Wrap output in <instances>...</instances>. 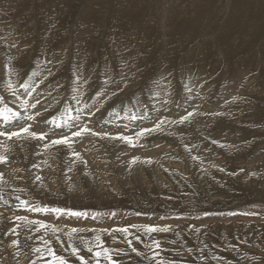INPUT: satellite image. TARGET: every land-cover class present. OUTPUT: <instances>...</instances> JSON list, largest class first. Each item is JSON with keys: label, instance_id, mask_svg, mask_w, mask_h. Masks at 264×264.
Segmentation results:
<instances>
[{"label": "rangeland", "instance_id": "374dc122", "mask_svg": "<svg viewBox=\"0 0 264 264\" xmlns=\"http://www.w3.org/2000/svg\"><path fill=\"white\" fill-rule=\"evenodd\" d=\"M171 1L175 15L181 16L173 22L168 44L159 45L161 20L171 21L166 11ZM0 23L4 27L0 28L4 32L0 31V111L5 113L0 112V135L10 131L12 136L14 132L20 136L28 128L38 131L36 139L40 141L55 132L66 136L70 131H57L59 122L76 117L78 112L89 123L84 121L82 131L73 135L70 143L66 138L47 147L49 153L43 161L34 163L38 175L31 160L36 157L34 137L30 141L17 140V136L11 139L12 145L16 141L12 147L17 145L14 155L0 148V163H12L1 167L3 175L10 174L14 184H0V264H264V0H0ZM75 37L80 39L79 51L74 48ZM14 46L23 48L25 57L30 56L35 64H20ZM236 46H240L238 52ZM76 60L82 65L80 75L71 69L70 61ZM101 73L108 75L106 84ZM7 76L15 88H6ZM28 79L36 88L30 87L26 93L23 89ZM18 88V99L23 97L25 106L15 108L18 99L9 92ZM107 89L104 100L102 93ZM80 90L83 94L70 105L68 98L77 97ZM35 91L40 97L35 104L43 108L40 114L32 112L30 116L27 110L34 107L29 98ZM227 92L242 96L234 99ZM192 97L200 98L204 106L197 122L185 118L191 114L186 110L188 114L184 112L181 118H162L151 125L150 117L157 109H177ZM97 100L96 111L102 110L100 115L111 119L107 127L114 130L112 121L120 124L122 119L121 124L131 119L136 122L133 131H139L136 129L142 123L146 126L136 134L135 147L145 144L149 150L160 144L162 151L166 149L157 152L155 167L136 170L134 166L139 165L130 166L113 157L117 146H106L107 138L96 135L101 131L99 115L95 120L87 118L96 111L85 116ZM11 103L14 112H7ZM226 104L227 111L221 110ZM228 135L231 138L224 142ZM75 138L87 143L82 145L86 149L99 142L104 161L98 160L95 150L83 154L93 162L65 160L64 146H72ZM94 138L90 146L88 142ZM17 141L28 142L25 151ZM114 141L123 149L124 142L119 138ZM258 154L261 158L254 166L257 164L259 171H254L252 161ZM15 213H21L17 222Z\"/></svg>", "mask_w": 264, "mask_h": 264}, {"label": "bare ground", "instance_id": "6f19581e", "mask_svg": "<svg viewBox=\"0 0 264 264\" xmlns=\"http://www.w3.org/2000/svg\"><path fill=\"white\" fill-rule=\"evenodd\" d=\"M114 1V0H113ZM175 1H177V0H175ZM215 1V0H214ZM90 2V1H89ZM112 2V1H111ZM174 3V1L172 2L171 1V3L169 4L168 3V6L166 7L167 8V12L169 11V18L171 19V21H169V20H167V22L166 23H164V19H162L161 20V23H160V29L161 30H163V35L161 36V38L159 39V45L162 43L163 44V42H164V44H165V46L168 44V41H169V39L171 40V37L169 38V32H170V30H173L172 28H175V22L177 21V20H179V19H177V18H179L181 15H175V11H174V8H175V5L173 4ZM111 4V3H110ZM112 4H113V2H112ZM117 4H119V3H117ZM223 4V3H222ZM88 5V4H87ZM122 5V4H121ZM124 6V5H123ZM199 6V5H198ZM49 7H50V5H49ZM52 7H53V5H52ZM54 7H55V5H54ZM53 7V8H54ZM112 7H113V5H112ZM188 7H189V5H188ZM191 7H192V5H191ZM190 7V8H191ZM26 8V7H25ZM28 8V7H27ZM38 8V7H37ZM48 8V7H47ZM86 8H88V7H85V9ZM90 8V7H89ZM114 8V7H113ZM123 8V7H122ZM129 8V7H128ZM194 8V7H193ZM217 8V7H216ZM224 8V7H223ZM18 9V8H17ZM16 9V10H17ZM35 9V8H34ZM39 9V8H38ZM37 9V10H38ZM51 9V8H50ZM83 9V8H82ZM97 9V8H96ZM164 9V8H163ZM219 9V8H218ZM15 10V11H16ZM20 10V9H19ZM19 10H17L18 12H20ZM84 10V9H83ZM82 10V11H83ZM88 10V9H87ZM165 10V9H164ZM164 10H162V11H164ZM191 10V9H190ZM213 10V9H212ZM29 11V10H28ZM28 11H26L25 10V12H28ZM34 11V10H33ZM54 11V10H53ZM80 11H81V9H80ZM109 11V10H108ZM149 11V10H148ZM177 11H178V9H177ZM194 11V10H193ZM192 11V12H193ZM38 12V11H37ZM52 12V11H51ZM84 12V11H83ZM115 12V11H114ZM178 12H180V11H178ZM192 12H191V14H192ZM215 12V11H214ZM15 13V12H14ZM111 13V12H110ZM121 13V12H120ZM163 13V12H162ZM194 13V12H193ZM36 14V13H35ZM35 14L33 15V16H35ZM40 14V13H39ZM79 14V16L81 17V16H83L84 17V14H82V12H79L78 13ZM115 14V13H114ZM118 14V13H117ZM150 14V13H149ZM163 14H165V13H163ZM32 15H30V16H32ZM42 15H43V12H42ZM23 16H24V14H23ZM40 16V15H39ZM53 16H55L54 15V12H53ZM210 16V15H209ZM38 17V16H37ZM79 17V18H80ZM117 17V16H116ZM163 17V16H162ZM166 17V16H165ZM212 17V16H211ZM18 19H19V17H17ZM22 18V17H21ZM29 18V17H28ZM167 18V17H166ZM166 18H165V20H166ZM168 18V19H169ZM206 18V17H205ZM27 19V18H26ZM119 19V18H118ZM140 19V18H139ZM161 19V18H160ZM13 20H14V18H13ZM81 20V19H80ZM134 20V19H133ZM10 21V20H9ZM17 21V20H16ZM34 21V20H33ZM32 21V22H33ZM76 21V20H75ZM78 21H79V19H78ZM175 21V22H174ZM192 21V20H191ZM25 22V21H24ZM35 22H38V20L37 21H35ZM77 22V21H76ZM174 22V23H173ZM21 23H22V21H21ZM31 23V22H30ZM40 22H38V24H39ZM75 23V22H74ZM78 23V22H77ZM168 23L170 24V23H173L170 27L168 26ZM224 23V22H223ZM1 24V23H0ZM49 24V23H48ZM88 24H89V22H88ZM7 25V24H6ZM30 25V24H29ZM40 25V24H39ZM45 25V24H44ZM76 25V24H75ZM109 25V24H108ZM2 26V25H1ZM90 26H92V25H90ZM220 26H222V25H220ZM31 27V26H30ZM41 27V26H40ZM76 27V26H75ZM74 27V28H75ZM89 27V26H88ZM0 28H4V27H0ZM27 28H29L28 26H27ZM39 28V27H38ZM42 28H44V27H42ZM92 28H94V29H96V27H93L92 26ZM145 28V27H144ZM7 29H8V27H7ZM25 29V28H24ZM30 29V28H29ZM91 29V28H90ZM106 29V28H105ZM190 29V28H189ZM208 29V28H207ZM221 29V28H220ZM17 30V29H16ZM40 31H41V29H39ZM45 30V29H44ZM184 30V29H183ZM222 30V29H221ZM250 30V29H249ZM1 31V30H0ZM5 31V30H4ZM37 31V30H36ZM43 31V30H42ZM82 31H83V29H82ZM160 31V30H159ZM2 32V31H1ZM7 32V31H6ZM9 32H10V30H9ZM74 32V31H73ZM76 32H77V30H76ZM106 32V31H105ZM166 32H167V34H166ZM2 33H4V32H2ZM27 33H28V31H27ZM41 33V32H40ZM96 33V32H95ZM94 33V34H95ZM98 33V32H97ZM108 33V32H107ZM171 33V32H170ZM187 33H188V31H187ZM209 33V32H208ZM208 33H207V35H208ZM39 34V33H38ZM100 34V33H99ZM98 34V35H99ZM113 34V33H112ZM146 34H148V33H146ZM166 34V35H165ZM186 34V33H185ZM206 34V33H205ZM217 34V33H216ZM223 34V33H222ZM2 35V34H1ZM4 35V34H3ZM7 35H8V33H7ZM28 35V34H27ZM48 35V34H47ZM72 35V34H71ZM105 36H106V34H104ZM110 35V34H109ZM38 36V35H37ZM39 36H42V35H39ZM75 36V35H74ZM90 36V35H89ZM112 36V35H111ZM214 36V35H213ZM7 37V36H6ZM71 37V36H70ZM91 37V36H90ZM103 37L104 36H102V39H103ZM108 37V36H107ZM110 37V36H109ZM113 37V36H112ZM115 37V36H114ZM140 37V36H139ZM167 37L169 38V39H167ZM181 37V36H180ZM212 37V36H211ZM263 37V36H262ZM1 38V37H0ZM2 38H4V36L2 37ZM11 38V37H10ZM47 38V37H46ZM73 38V37H72ZM97 38V37H96ZM111 38V37H110ZM136 38V37H135ZM8 39H9V37H8ZM13 39V38H12ZM70 39V38H69ZM74 39V38H73ZM72 39V40H73ZM93 39V38H92ZM97 39H99V37L97 38ZM108 39V38H107ZM106 39V37H105V39L104 40H107ZM118 39V38H117ZM138 39V38H137ZM185 39H186V37H185ZM217 39V38H216ZM5 40H6V38H5ZM4 40V41H5ZM42 40V39H41ZM71 40V39H70ZM80 39L78 38V37H75V45H74V48H75V50L77 49L78 51L81 49L80 48V44H78V41H79ZM90 40V39H89ZM109 40V39H108ZM112 40H114V39H112ZM218 40V39H217ZM7 41V40H6ZM5 41V42H6ZM12 41V40H11ZM29 41H30V39H29ZM40 41V40H39ZM96 41V40H95ZM94 41V42H95ZM101 41V40H100ZM103 41V40H102ZM166 41H167V44H166ZM10 42V41H9ZM31 42V41H30ZM71 42V41H70ZM91 42V41H90ZM89 42V43H90ZM107 42V41H106ZM184 42H185V40H184ZM222 42V41H221ZM225 42V41H224ZM2 43V42H1ZM7 43V42H6ZM73 43V42H72ZM96 43H98V40H97V42ZM5 44V43H4ZM32 44V43H31ZM58 44H59V42H58ZM71 44V43H70ZM91 44H93V43H91ZM112 44V43H111ZM110 44V45H111ZM185 44V43H184ZM252 44H253V42H252ZM90 45V44H89ZM97 45V44H96ZM96 45H94V47H92L93 48V50H94V48H95V46ZM103 45V44H102ZM110 45H109V48H110ZM113 45H114V43H113ZM188 44H186V46H187ZM5 46V45H4ZM11 46V45H10ZM33 46V45H32ZM90 46H92V45H90ZM115 46V45H114ZM184 46V45H183ZM228 46V45H227ZM3 47V46H2ZM8 47H9V45H8ZM7 47V48H8ZM17 48H15V46H14V48H15V53H17V55H18V61H21V63L20 64H23V65H33V64H35V62L34 61H30L29 60V57H25V56H27V55H25L24 54V50H23V48H21V47H19V46H16ZM44 47V46H43ZM119 47H121V46H119ZM177 47V46H176ZM196 47V46H195ZM37 48V47H36ZM99 48V47H98ZM97 48V49H98ZM102 48V47H101ZM105 48V47H104ZM112 48H114V47H112ZM111 48V49H112ZM224 48V47H223ZM239 48H240V46H236L235 47V51L236 52H238V50H239ZM260 48V47H259ZM57 49V48H56ZM97 49H96V51H97ZM103 49V48H102ZM117 49V48H116ZM120 49H122V48H120ZM7 50H11V47L9 48V49H7ZM13 50V49H12ZM74 50V49H73ZM104 51V50H103ZM171 51V50H170ZM170 51H169V53H170ZM181 51V50H180ZM4 52V51H3ZM12 52V51H11ZM100 52H102V51H100ZM2 53V52H1ZM7 53H8V51H7ZM73 53V52H72ZM75 53V52H74ZM77 53V52H76ZM94 53V52H93ZM104 53V52H103ZM110 53V52H109ZM113 53H114V51H113ZM167 53V52H166ZM107 54V53H106ZM105 54V55H106ZM164 54V53H163ZM200 54V53H199ZM198 54V55H199ZM109 55V54H108ZM172 55V54H171ZM191 55V54H190ZM195 55V54H194ZM11 56V58H12V55H10ZM37 56V55H36ZM98 56V55H97ZM92 57V56H91ZM185 57V56H184ZM183 57V58H184ZM73 58H75V57H73ZM85 58V57H84ZM88 58V57H87ZM104 58V57H103ZM165 58V57H164ZM163 58V59H164ZM263 58H264V56H263ZM17 59V58H16ZM41 59V58H40ZM50 59V58H49ZM57 59V58H56ZM76 59V58H75ZM94 59V58H93ZM144 59V58H143ZM167 59V58H166ZM73 60V59H72ZM115 60V59H114ZM119 60H120V58H119ZM122 60V59H121ZM161 60H162V58H161ZM264 60V59H263ZM4 61V60H3ZM6 61V60H5ZM8 61V60H7ZM10 61H11V59H10ZM63 61V60H62ZM81 61V60H80ZM185 61V60H184ZM183 61V62H184ZM74 62H76V64H74ZM102 62H103V60H102ZM117 62V61H116ZM119 62V61H118ZM163 62V61H162ZM180 62H182V61H180ZM182 62V63H183ZM18 63V64H19ZM83 63V62H82ZM104 63V62H103ZM108 63V62H107ZM158 63V62H157ZM3 64H4V62H3ZM6 64V63H5ZM13 64V63H12ZM71 64H73L72 65V67H71V69L73 70V71H75V72H77L76 74H79L80 75V70H81V67H82V65H80V63H79V60H76V61H70V65ZM120 64V63H119ZM11 65V64H10ZM9 65V66H10ZM104 65H106V64H104ZM198 65V64H197ZM12 66V65H11ZM22 66V65H21ZM35 66V65H34ZM78 66H80V67H78ZM155 66V65H154ZM204 66V65H203ZM6 67V66H5ZM4 67V68H5ZM8 67V66H7ZM13 67H14V65H13ZM54 67V66H53ZM10 68V67H9ZM33 68V67H32ZM86 68H88V67H86ZM154 68V67H153ZM6 69V68H5ZM26 69V68H25ZM58 69V68H57ZM61 69V68H60ZM182 69V68H181ZM9 71H10V69H8ZM8 70H6V71H8ZM88 70V69H87ZM58 71V70H57ZM82 71V70H81ZM84 71V70H83ZM102 71H103V69H102ZM160 71H162V70H160ZM179 71V70H178ZM183 71V70H182ZM69 72H71V71H69ZM74 72V73H75ZM88 72V71H87ZM163 72V71H162ZM187 72H189V71H187ZM6 73V72H5ZM12 73H14V72H12ZM85 73V72H84ZM121 73V72H120ZM156 73V72H155ZM241 73V72H240ZM10 74V73H9ZM47 74V73H46ZM109 74V73H108ZM119 74V73H118ZM160 74V73H159ZM158 74V75H159ZM237 74H239V71L237 70L236 71V75ZM13 74H11V76H12ZM128 75V74H127ZM156 75V74H155ZM181 75V74H180ZM179 75V76H180ZM18 76V75H17ZM32 76H33V74H32ZM41 78L42 77H44V75H43V73H41ZM39 76V77H40ZM74 76H75V74H74ZM119 76V75H118ZM178 76V77H179ZM34 77V76H33ZM35 77H38V76H35ZM77 77V76H76ZM75 77V78H76ZM85 77V76H84ZM121 77V76H120ZM156 77V76H155ZM32 78V77H31ZM40 78V79H41ZM46 78V77H45ZM81 78V77H80ZM92 78V77H91ZM101 78H102V82L104 83V84H106L107 83V78H108V75L106 74V73H101ZM117 78V77H116ZM27 79V78H26ZM79 79V78H78ZM175 79V78H174ZM199 79V78H198ZM13 81V79H11L9 76H7V77H5V84L7 85V87L6 88H15L16 86L15 85H13L12 86V84H14L12 81ZM29 81H26V83L24 84L25 85V87H24V91L27 93V91L30 89V85L32 84V83H34V82H31L30 81V79H28ZM35 80V79H34ZM45 80V79H44ZM43 80V81H44ZM75 80V79H74ZM155 80H156V78H155ZM181 80V79H180ZM16 81H17V79H16ZM37 81H39V80H37ZM82 81V80H81ZM88 81V80H87ZM12 82V83H11ZM35 82H36V80H35ZM77 82V81H76ZM89 82H91V81H89ZM101 82V81H100ZM182 83H183V81H181ZM2 83V82H1ZM41 83V82H40ZM44 83V82H43ZM42 83V84H43ZM81 83V82H80ZM95 83V82H94ZM103 83L101 84V85H103ZM158 83V82H157ZM181 83V84H182ZM192 83V82H191ZM3 84V83H2ZM47 84V83H46ZM163 84V83H162ZM180 84V83H179ZM156 85V84H155ZM186 85V84H185ZM184 85V86H185ZM249 85H250V82H249ZM23 86V85H22ZM34 86H35V84H34ZM34 86H33V88H32V90L33 89H35L36 88V86H35V88H34ZM54 86V85H53ZM87 86V85H86ZM162 86V85H161ZM235 86V85H234ZM234 86H230V87H228L229 89H231V90H233L232 88L234 87ZM39 87V86H38ZM77 87V86H76ZM84 87V86H83ZM100 87V86H99ZM86 88V87H85ZM161 88V87H160ZM192 88V87H191ZM45 89V88H44ZM81 89V88H80ZM87 89V88H86ZM95 89V88H94ZM101 89V88H100ZM151 89H153V87L151 88ZM163 89V88H162ZM6 90V89H5ZM8 90V89H7ZM68 90H70V89H68ZM75 90V89H74ZM93 90V89H92ZM99 90V89H98ZM145 90V89H144ZM147 90V89H146ZM11 91V90H10ZM19 91V88H18V90H12V92H9V94L10 93H14L15 94V99H18V92ZM47 91V90H46ZM49 91V90H48ZM57 91V90H56ZM55 91V93H57ZM102 91V90H101ZM107 91H109L108 89L105 91V93H102V94H104L103 95V97L102 98H104V100L106 99V97H107V95H105V94H107ZM23 92V91H22ZM21 92V93H22ZM24 92V93H25ZM43 92V91H42ZM71 93H72V91H70ZM75 92H76V90H75ZM83 92H84V90H83ZM83 92L80 90L79 91V93H78V96L77 97H71V98H68L69 100H72L73 98H79L82 94H83ZM164 92V91H163ZM174 92V91H173ZM192 92V91H191ZM194 92V91H193ZM192 92V93H193ZM61 93V92H60ZM101 93V92H100ZM33 94V96L31 97V98H29L28 96V98H29V100H30V105L31 106H33L34 107V109H28L27 111H28V113L30 114V113H32V112H34V115L38 112L39 114H40V110L43 108H41V107H39V106H37L36 104H35V100H39L40 99V97L37 95V92L35 91V95H34V93H32ZM39 94V93H38ZM47 94V93H46ZM53 92L52 93H50V91H49V93H48V95L49 96H53ZM73 94V93H72ZM88 94V93H87ZM109 94V93H108ZM150 94V93H149ZM227 94V96L228 97H231V96H233V98L235 99V98H240L242 95H240L238 92H236V95H234V92H232V94H229V92H227L226 93ZM21 95V94H20ZM57 95V94H56ZM195 95V93H193V96ZM196 95H198V94H196ZM195 95V96H196ZM2 96V95H1ZM40 96H42L43 97V95H42V93H41V95ZM248 96V95H247ZM48 97V96H47ZM99 97V96H98ZM198 97V96H197ZM44 98V97H43ZM43 98H42V100H43ZM57 98V96H54V99H56ZM65 98V97H64ZM67 98V97H66ZM85 98V97H84ZM88 98V97H87ZM97 98V97H96ZM202 98V97H201ZM12 99V101H15L14 100V98H11ZM27 99V98H26ZM200 99V98H199ZM199 99H197V98H193L192 97V99H187V100H184V103L182 102L181 103V105L179 104V107L177 108V109H175V108H168V107H165L164 106V110L163 109H157V111L156 112H159V114H158V116H156V112L154 113V114H152V115H155V116H151L150 118H152V121L150 122L151 123V125L152 124H157L162 118H167V119H171V118H174V117H182V116H184L185 114H184V112L186 111V110H191V114H190V116H186L185 118L186 119H192L193 120V122H197V120H198V118L200 117L199 115H198V113L204 108V106L203 105H201V103H203L202 101H200ZM203 99V98H202ZM201 99V100H202ZM19 100H22L21 102H19ZM37 100V101H38ZM49 100V99H48ZM51 100V99H50ZM79 100H81V98L79 99ZM82 100H83V98H82ZM81 100V101H82ZM90 100V99H89ZM94 100H95V98H94ZM98 100H99V98H98ZM96 101V104L95 105H93V106H91V107H89L88 108V110H87V115H85V116H87L88 117V115H89V113L90 112H92V113H94L93 111H96V107H98V102L99 101ZM100 100H102V99H100ZM116 100V99H115ZM151 100V99H150ZM41 101V100H40ZM39 101V102H40ZM44 101V100H43ZM83 101H85V100H83ZM81 102V103H85V102ZM18 105H15L16 107L15 108H20L19 106H21V107H23V106H25V103L23 102V97H21L20 99H18L17 101H15ZM45 102V101H44ZM48 101H46L45 103H47ZM52 102V101H51ZM64 102V101H63ZM133 102H135V101H133ZM172 102V101H171ZM201 102V103H200ZM217 103H219L218 101H216ZM242 102V101H241ZM75 102H73V100H72V102L70 103V105H72V104H74ZM79 103V102H78ZM78 103H77V105H78ZM28 104V103H27ZM43 104V103H42ZM48 104H50V103H48ZM90 104V103H89ZM100 104V103H99ZM137 104V103H136ZM6 105V104H5ZM36 105V106H35ZM84 105V104H83ZM88 105V104H87ZM7 106V105H6ZM66 106V105H65ZM86 106V105H85ZM124 106V105H123ZM132 106V105H131ZM160 106V105H159ZM182 106V107H181ZM201 108H200V107ZM236 106V105H235ZM8 107V106H7ZM44 107H45V105H44ZM73 106H71V108H72ZM82 107V106H81ZM80 107V108H81ZM87 107V106H86ZM127 107V106H126ZM133 107V106H132ZM228 104H226V105H221L220 106V109L222 110H226L227 111V109H228ZM2 108V107H1ZM0 108V109H1ZM5 108V107H4ZM41 108V109H40ZM47 108H49V106L47 107ZM46 108V109H47ZM75 108H77V107H75ZM136 108V107H135ZM139 108V107H138ZM3 109V108H2ZM1 109V110H2ZM82 109H83V107H82ZM81 109V110H82ZM127 110L128 109H130V108H126ZM140 109V108H139ZM6 110V109H5ZM8 110H9V112L10 111H12V112H14L13 110H14V108H13V103H11V105H9V108H7V112H8ZM44 110V109H43ZM42 110V112H44ZM75 110V109H74ZM85 110V109H84ZM125 110V109H124ZM123 110V111H124ZM209 110H212L211 108L209 109ZM18 111H20V110H18ZM65 111H66V108H65ZM101 111L102 110H98V111H96L94 114H93V116H91V115H89L90 117H86L88 120L89 119H91V118H94V120L98 117V115H99V118H98V120H100V123H101V131H98V132H96V135H97V137L100 139V137H105V138H107V140H105L104 141V144L106 145V146H108V145H111L112 143H114L116 146H117V149H115V151H114V155H113V157L115 156V158L116 157H118L116 160L117 161H119V162H125V163H127L128 165H130V166H132V165H139V166H134V168L136 169V170H141V166H145V168H147V167H149V166H153V167H155L156 166V163H157V157H158V154H157V152H161L162 151V145H160V144H158V145H153V146H150V148H149V150L147 149V148H145L144 146H145V144L144 145H142V147L141 148H137V147H135V144L134 143H136L135 141H136V139H138V135H136L137 133H139V132H141L140 131V129H144L145 127L143 126V123L141 124L142 126H140V127H138V129H136V130H139V131H133L132 130V128L135 126V124H136V122H131L132 121V119H131V121L130 122H128L127 124L126 123H124V124H121L122 122H124V119H122L121 120V122H120V124H119V122H118V124H116L117 123V121H116V123L114 122V121H112L113 123H114V127H115V129L113 130V128H109V127H107V125H106V123L107 122H111V119H105V118H103L102 117V115H100L101 114ZM129 111V110H128ZM173 111V112H172ZM216 111H220V110H217L216 109ZM0 112H3V111H0ZM6 112V113H7ZM36 112V113H35ZM74 112V111H73ZM73 112H70V113H73ZM85 112V111H84ZM131 112V111H130ZM129 112V113H130ZM145 112V111H144ZM4 113V112H3ZM2 113V115H4L5 116V113L3 114ZM16 113V112H15ZM61 113V112H60ZM69 113V114H70ZM79 113V112H78ZM78 113L77 114H75V116L76 117H73V118H70V119H68V118H65V119H63V120H61L59 123H61V129H59V130H57V131H70V133L68 134L67 133V135L66 136H64V135H61L60 134V132H55L54 134H52V135H50L49 137H47L46 139H44L43 141H40V140H37L36 139V136H37V134H38V131L36 132L34 129L33 130H31V129H28L27 128V133H24L25 132V130L23 129L22 130V133H24V134H22V133H20V134H18V135H20V136H17L16 134L17 133H15L14 132V136H12L11 134L13 133H11L10 131L9 132H5V138H3V140H0V148H2L4 151H6V153H8L9 155H14L15 154V152H13L14 150V148L17 146H15L14 148L12 147V146H14L15 145V142H14V144L12 145V143L10 142V140L11 139H13V138H15V136H17V140H21V139H25V140H27V141H30V139L31 138H35L34 139V141L33 142H35V143H37L36 144V146L33 148V152L36 154V157L35 158H33V159H31V160H34L33 162H32V166H33V169L36 171V174L38 175L39 174V170H37V168H38V165H35L34 163L36 162V164H37V161H38V159H39V162H41V161H43V159H44V157L46 156V153H49V149L50 148H47V147H49V146H54L53 145V141H61V140H64V139H66V138H68V140L67 141H69V139H72V136L73 135H75V134H77L79 131H82V129L80 130V128H83L84 127V125H85V122H87V120H83L82 119V117H80L79 115H78ZM83 113V112H82ZM105 113V112H104ZM134 113V112H133ZM186 113V112H185ZM29 114H27V115H29ZM63 114H64V112L62 111V116L61 117H63L64 118V116H63ZM85 114V113H84ZM186 114H188V113H186ZM65 115V114H64ZM81 115V114H80ZM108 115V114H107ZM147 115V114H146ZM177 115V116H176ZM30 116H31V114H30ZM36 116V115H35ZM37 116H39V115H37ZM42 116V115H41ZM66 116V115H65ZM82 116V115H81ZM145 117V116H144ZM161 117V118H160ZM12 118H14L15 119V117H12ZM33 118H35V117H33ZM37 118V117H36ZM140 118V117H139ZM0 119H1V121H2V118L0 117ZM113 119V118H112ZM119 119V118H118ZM36 120H38V119H36ZM59 120V119H58ZM151 120V119H150ZM85 121V122H84ZM97 121V120H96ZM4 122H7L5 119H4ZM3 122V123H4ZM35 122V121H34ZM91 122V121H90ZM22 123V122H21ZM192 123V122H191ZM23 124V123H22ZM87 124H89L88 122H87ZM199 124V123H198ZM24 125V124H23ZM44 125V124H43ZM208 125V124H207ZM7 126V125H6ZM18 126V125H17ZM32 126V125H31ZM60 126V125H59ZM88 126V125H87ZM15 127V126H14ZM35 127V126H34ZM40 127V126H39ZM42 127V126H41ZM96 127V126H95ZM149 127V126H148ZM194 127V126H193ZM0 128H1V126H0ZM3 128V127H2ZM46 128V127H45ZM86 128V127H85ZM89 128H91V127H89ZM124 128H126V129H124ZM136 128V127H135ZM134 128V129H135ZM198 128V127H197ZM7 129V128H6ZM36 129V128H35ZM37 129H39V128H37ZM48 129V128H47ZM92 129V128H91ZM124 129V130H123ZM183 129V128H182ZM12 130V129H11ZM18 130V129H17ZM16 130V131H17ZM20 130H21V128H20ZM123 130V131H122ZM30 131V132H29ZM42 131V130H41ZM95 131V130H94ZM175 131V130H174ZM180 131H182V130H180ZM2 132H4V130L2 131ZM17 132H20V131H17ZM51 132V131H50ZM84 133H85V131H83ZM156 132V131H155ZM177 132V131H176ZM183 132V131H182ZM125 133H126V136H125ZM143 133V132H142ZM152 133V132H151ZM3 134L2 135H0V136H3ZM133 135V138H131V137H128V135ZM173 134V133H172ZM222 132H219L218 133V135H220V136H222ZM227 134H229V133H227ZM192 135V134H191ZM224 135H226V134H224ZM76 136V135H75ZM75 136H73V137H75ZM87 136V135H86ZM89 136V135H88ZM161 136V135H160ZM79 137V136H78ZM90 137V136H89ZM127 137L130 139V141H129V143H126L127 141H125L126 139H127ZM144 137V136H143ZM171 137V136H170ZM77 138V137H76ZM74 139V142H71V144L73 143V145L72 146H64V148H65V150H66V152H65V155H64V158H65V160H73V159H76V158H78V160H85V161H87V162H93V160H88V157H86V156H84L83 154H85V153H87V152H89L90 150H95V154L94 155H98V160H100L101 162H103L104 161V156H102V153H100V151H99V149H98V147H97V145H98V143H95L96 144V146H95V148L93 147V149H91V148H88V149H86L87 147L86 146H82V145H85V144H87V143H85V142H79L80 141V138H79V140L78 139ZM116 138H119L120 139V141H122V142H124V147H123V149H121V148H119V143L118 142H116V141H114V139H116ZM144 138H147V137H144ZM224 138V137H223ZM231 138V136L230 135H228V137L225 139V141L224 142H226V141H228L229 139ZM261 138V137H260ZM2 139V138H1ZM89 139V138H88ZM78 140V141H77ZM86 140V139H85ZM84 140V141H85ZM90 140V139H89ZM96 139L94 138L93 140L91 139V141L90 142H88V144H90V146L94 143V141H95ZM140 140V139H139ZM203 140H205V139H203ZM212 140V139H211ZM70 141H73V140H70ZM70 141H69V143H70ZM87 141V140H86ZM145 141V140H144ZM13 142V141H12ZM18 142V146H19V148H20V150L21 151H25L26 150V148H27V144H28V142H26L25 141V143H21L20 141H17ZM92 142V143H91ZM142 142V141H141ZM158 142V141H157ZM218 142V141H217ZM219 142H220V144H221V146H225V143L223 142V140L221 139V140H219ZM56 143H58V142H56ZM131 143H133V144H131ZM229 143V142H228ZM94 144V145H95ZM261 144V143H260ZM57 145V144H56ZM148 144H146V146H147ZM227 145V144H226ZM57 146H59V145H57ZM137 146V145H136ZM186 146V145H185ZM203 146H205V145H203ZM261 146V145H260ZM259 146V148L261 149L262 148V146L260 147ZM264 146V145H263ZM61 147V146H60ZM186 148H189V147H187L186 146ZM186 148H184L185 150H186ZM206 148V147H205ZM204 148V149H205ZM148 151H147V150ZM190 149V148H189ZM51 150H52V148H51ZM29 151V150H28ZM53 151H54V148H53ZM164 151H166V149H164L162 152H164ZM32 152V151H31ZM32 152V153H33ZM94 152V151H93ZM122 152H124V156H122L121 154H122ZM185 152V151H184ZM186 152H187V150H186ZM188 152H191V151H189L188 150ZM257 152V151H256ZM2 153V152H1ZM258 153V152H257ZM3 154V153H2ZM5 154V153H4ZM34 154V155H35ZM91 155H93V154H91ZM93 155V156H94ZM257 155V154H256ZM33 156V155H32ZM92 156V157H93ZM186 156V155H185ZM189 156H190V158H191V154H189ZM1 157V156H0ZM90 157V156H89ZM128 157H131L132 159L134 158V159H140V160H138V161H135V162H133L132 160H130V158H128ZM91 158V157H90ZM94 158H95V156H94ZM167 158V157H166ZM251 158V157H250ZM261 158V156L258 154V156L257 157H255V158H253V160L254 161H252V164H253V166H254V163L257 161V160H259ZM106 159V158H105ZM6 160V159H5ZM52 160V159H51ZM97 160V159H96ZM95 160V161H96ZM94 161V162H95ZM191 161V159H189L188 158V162H190ZM86 162V164H88ZM12 163H6V164H1L0 163V184H1V186H3V187H9V186H12V185H14V184H12V179L11 178H9L11 175L9 174V175H3V172H2V169H4V167H6V166H9V165H11ZM97 164V163H96ZM167 164V163H166ZM201 164H203V163H201ZM98 165H101V164H98ZM168 165H169V163H168ZM167 166V165H166ZM171 166V165H170ZM1 167H2V169H1ZM153 167H151V170L153 171V172H155L156 170H155V168H153ZM168 168H170V167H168ZM263 168H264V165H263ZM250 169V168H249ZM8 170V169H7ZM173 170V169H172ZM256 170H258L259 171V168H258V166H257V164H256V166H254V171H256ZM4 171V170H3ZM14 171V170H13ZM250 172V171H249ZM67 173V176L68 177H70L72 174H70L71 172H69V171H67L66 172ZM242 173V172H241ZM259 176V175H258ZM13 177V176H12ZM255 178V177H254ZM38 179H40V178H38ZM245 179V178H244ZM257 180V179H256ZM264 181V180H263ZM13 182H14V180H13ZM258 182V181H257ZM35 184V183H34ZM48 186V185H47ZM50 186H51V184H50ZM49 187V186H48ZM1 188V187H0ZM15 191V190H14ZM39 212V211H38ZM54 213V212H53ZM16 214V213H15ZM14 215V214H13ZM47 215V214H46ZM21 216V213H17L16 214V216H15V221L17 222L18 221V218ZM43 217V216H42ZM46 217V216H45ZM54 217V216H53ZM62 217V216H61ZM46 219L47 220H49V219H51L50 217H46ZM22 220V219H21ZM14 222V221H13ZM262 224V223H261ZM260 229V228H259ZM14 233H15V230H14ZM15 238V237H14ZM23 238V237H22ZM18 239H21V238H18ZM40 243V242H39ZM38 243V244H39ZM103 253V252H102ZM152 257H156V256H152ZM13 264V263H12Z\"/></svg>", "mask_w": 264, "mask_h": 264}]
</instances>
